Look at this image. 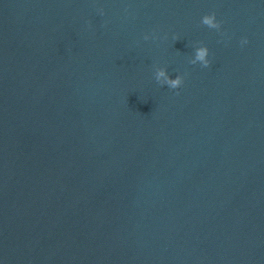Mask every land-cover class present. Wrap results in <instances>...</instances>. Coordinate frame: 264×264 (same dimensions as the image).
I'll return each mask as SVG.
<instances>
[{"label":"water","instance_id":"water-1","mask_svg":"<svg viewBox=\"0 0 264 264\" xmlns=\"http://www.w3.org/2000/svg\"><path fill=\"white\" fill-rule=\"evenodd\" d=\"M0 264H264V0H0Z\"/></svg>","mask_w":264,"mask_h":264},{"label":"clouds","instance_id":"clouds-1","mask_svg":"<svg viewBox=\"0 0 264 264\" xmlns=\"http://www.w3.org/2000/svg\"><path fill=\"white\" fill-rule=\"evenodd\" d=\"M101 14L103 15V11L101 10ZM201 23L211 29L219 30L221 28V22L217 21L215 12L206 14L202 17ZM145 40L149 39V36L144 37ZM247 38L241 40V44H247ZM209 49L207 46L201 45L196 48L194 58L190 60V63L197 64L199 63L202 67H209L211 61L208 59ZM155 79L162 86L167 85L171 89H178L184 83V76L176 75L175 78H172L165 68H159L155 72Z\"/></svg>","mask_w":264,"mask_h":264}]
</instances>
